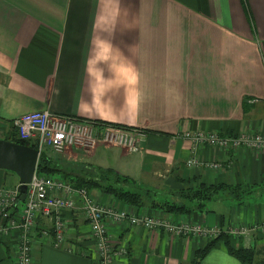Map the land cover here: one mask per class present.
<instances>
[{
  "label": "crops",
  "instance_id": "0c3cea01",
  "mask_svg": "<svg viewBox=\"0 0 264 264\" xmlns=\"http://www.w3.org/2000/svg\"><path fill=\"white\" fill-rule=\"evenodd\" d=\"M97 37L112 50L98 47ZM129 64L135 84L123 71ZM43 111L144 132L138 153L100 144L52 160V175L94 177L111 169L143 195L137 208L90 191L101 207L127 216L105 220L111 240L128 251L117 264H191L218 237H176L163 227L132 225L138 217L225 235L253 228L249 239L230 235L232 247L264 249V149L228 150L186 137L264 135V0H0V139L15 132L16 118ZM190 160L197 164L188 166ZM9 179L0 170L2 186L20 184ZM218 185L241 188L239 197L226 190L190 214L152 206L195 208L180 192ZM65 218L63 245L38 236L34 264H99L82 213ZM16 254L13 239L0 243V264H16ZM201 264L239 262L219 242Z\"/></svg>",
  "mask_w": 264,
  "mask_h": 264
},
{
  "label": "built area",
  "instance_id": "2783aa9c",
  "mask_svg": "<svg viewBox=\"0 0 264 264\" xmlns=\"http://www.w3.org/2000/svg\"><path fill=\"white\" fill-rule=\"evenodd\" d=\"M19 138L28 143V147L37 149L39 161L42 156L54 160L67 149L75 148L89 153L100 144L121 147L128 152L141 151L144 132L140 129H128L109 123L88 121L76 117L55 115L48 111L27 113L13 122ZM186 137L194 144H207L224 149L247 146L264 149V135H221L219 133H187ZM188 166L196 165L195 160ZM39 165V163H38ZM20 184L8 190L0 184V243L13 239L16 246V264H34L33 243L38 236L51 239L56 247L65 241L66 213L80 211L90 225L96 244L99 264H117L128 254L124 247H118L108 233L106 218L122 221L124 213L111 208L101 207L93 199L89 190L75 188L68 180L58 175H50L37 170L27 187L26 199L20 201ZM43 223L44 224L42 225ZM131 224L146 229L163 227L176 237L189 238L194 235L219 236L220 231L203 227H188L164 224L146 217L132 218ZM253 228H240L231 231L234 238L248 237Z\"/></svg>",
  "mask_w": 264,
  "mask_h": 264
},
{
  "label": "trees",
  "instance_id": "16d2710c",
  "mask_svg": "<svg viewBox=\"0 0 264 264\" xmlns=\"http://www.w3.org/2000/svg\"><path fill=\"white\" fill-rule=\"evenodd\" d=\"M120 126V125H117ZM6 140L10 142L17 143L19 145L29 146L28 143L22 141L19 138V135L15 129V132L11 134ZM56 164L48 159L47 157L42 156L39 161L38 171L46 174L52 175L53 173H57ZM99 174L98 176L90 177L88 175L81 177H64L69 183L75 188H85L89 191L93 189H101L105 193L110 194L117 198L118 200L130 204L134 207L140 208L144 206V198L143 195L135 190L129 188H122L119 185V181H123L131 185V180L122 177L117 174L115 171L108 170H96ZM102 176V177H101ZM114 176L117 179L115 184H111L109 178ZM226 190H231L233 194L237 196L240 195L241 188H233L225 185L218 186H200L198 189H187L185 195L186 200L190 203H195V208L188 207L185 204H174L170 202L163 203H153L154 208H161L167 213H176V214H190L195 210L202 211L204 210L206 204L211 202L212 200L217 199L222 192ZM230 235L220 234L217 238L207 244L204 249L200 250L196 254L195 260L191 264H201L204 258L215 248V246L222 242L227 247L229 254L235 258L239 264H264V257L259 259L261 254L264 256V249L262 251H258L253 247H244L240 246L238 248H233L230 241Z\"/></svg>",
  "mask_w": 264,
  "mask_h": 264
},
{
  "label": "water",
  "instance_id": "95a60500",
  "mask_svg": "<svg viewBox=\"0 0 264 264\" xmlns=\"http://www.w3.org/2000/svg\"><path fill=\"white\" fill-rule=\"evenodd\" d=\"M39 163L37 149L0 139V170L19 177L21 202L26 199L27 187L32 182Z\"/></svg>",
  "mask_w": 264,
  "mask_h": 264
},
{
  "label": "clouds",
  "instance_id": "9594fccd",
  "mask_svg": "<svg viewBox=\"0 0 264 264\" xmlns=\"http://www.w3.org/2000/svg\"><path fill=\"white\" fill-rule=\"evenodd\" d=\"M94 43L98 47L102 48L105 52H110L112 50V44L109 41L102 39L100 37H97L96 40L94 41ZM123 71L129 77L128 82L130 84H135L137 81V76L135 74L134 66L129 64L123 69Z\"/></svg>",
  "mask_w": 264,
  "mask_h": 264
},
{
  "label": "rangeland",
  "instance_id": "374dc122",
  "mask_svg": "<svg viewBox=\"0 0 264 264\" xmlns=\"http://www.w3.org/2000/svg\"><path fill=\"white\" fill-rule=\"evenodd\" d=\"M60 157H62V154L61 155H58L57 156V159L58 158H60ZM55 162V161H54ZM1 171H3V170H1ZM6 172H8L9 174H10V179L7 181V184L9 185V184H12V183H16L15 181L16 180H19V177L15 174V173H13V172H9V171H6ZM61 172H63L64 173V171L61 169V171H58V173L59 174H62ZM66 173V172H65ZM99 174L98 173H96V176H98ZM102 177V176H101ZM109 181H110V183L111 184H115L116 182H117V179L114 177V176H111L110 178H109ZM119 182V185L122 187V188H131V185H129L128 183H125V182H123V181H120V180H118ZM13 189V187H9V189L8 190H12ZM99 190H101V189H99ZM102 192H104L103 190H101ZM181 194H182V196L185 198V197H187L188 196V194H187V196L185 195L186 193H188V192H186V190H183L182 192H180ZM180 193H179V195H180ZM253 234V232H251V234L247 237L248 239L250 238V236Z\"/></svg>",
  "mask_w": 264,
  "mask_h": 264
}]
</instances>
